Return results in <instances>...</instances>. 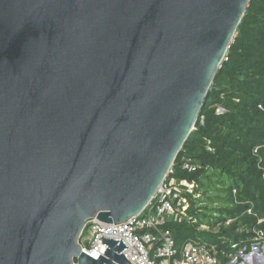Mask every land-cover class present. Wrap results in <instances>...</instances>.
Here are the masks:
<instances>
[{"label":"water","instance_id":"obj_1","mask_svg":"<svg viewBox=\"0 0 264 264\" xmlns=\"http://www.w3.org/2000/svg\"><path fill=\"white\" fill-rule=\"evenodd\" d=\"M249 2L0 0V264H132L82 231L152 202Z\"/></svg>","mask_w":264,"mask_h":264},{"label":"trees","instance_id":"obj_2","mask_svg":"<svg viewBox=\"0 0 264 264\" xmlns=\"http://www.w3.org/2000/svg\"><path fill=\"white\" fill-rule=\"evenodd\" d=\"M184 156L196 170L182 168ZM172 170L167 180L197 184L187 218L163 225L177 248L204 242L227 264L257 230L264 232V0H250Z\"/></svg>","mask_w":264,"mask_h":264},{"label":"built area","instance_id":"obj_3","mask_svg":"<svg viewBox=\"0 0 264 264\" xmlns=\"http://www.w3.org/2000/svg\"><path fill=\"white\" fill-rule=\"evenodd\" d=\"M181 163L182 168L189 171L198 167L185 156ZM167 177L152 202L127 222L115 225L97 219L89 221L79 239L82 250L98 258L100 254L105 255L108 248L103 238H118L127 244L122 253L132 264H220L215 246L190 240L177 248L171 230L163 228L166 221L179 222L187 218L189 195H195L197 187L194 181L175 177L167 180ZM248 212L251 213V209ZM233 247L238 248L239 244L234 243ZM227 264H264V232L257 230L249 246L239 247Z\"/></svg>","mask_w":264,"mask_h":264},{"label":"rangeland","instance_id":"obj_4","mask_svg":"<svg viewBox=\"0 0 264 264\" xmlns=\"http://www.w3.org/2000/svg\"><path fill=\"white\" fill-rule=\"evenodd\" d=\"M217 111L221 112V111H222V108L219 107V108L217 109Z\"/></svg>","mask_w":264,"mask_h":264}]
</instances>
